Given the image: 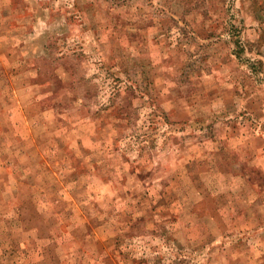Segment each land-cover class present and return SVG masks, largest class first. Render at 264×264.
<instances>
[{"label": "rangeland", "instance_id": "374dc122", "mask_svg": "<svg viewBox=\"0 0 264 264\" xmlns=\"http://www.w3.org/2000/svg\"><path fill=\"white\" fill-rule=\"evenodd\" d=\"M0 264H264V0H0Z\"/></svg>", "mask_w": 264, "mask_h": 264}]
</instances>
